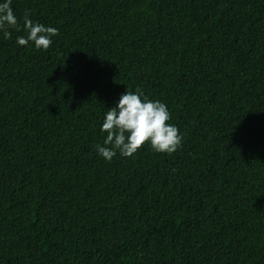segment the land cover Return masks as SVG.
<instances>
[{
  "label": "trees",
  "instance_id": "obj_1",
  "mask_svg": "<svg viewBox=\"0 0 264 264\" xmlns=\"http://www.w3.org/2000/svg\"><path fill=\"white\" fill-rule=\"evenodd\" d=\"M5 0H0V3ZM0 32V264H264V0H12ZM54 27L47 50L23 17ZM143 90L182 135L109 162Z\"/></svg>",
  "mask_w": 264,
  "mask_h": 264
},
{
  "label": "clouds",
  "instance_id": "obj_2",
  "mask_svg": "<svg viewBox=\"0 0 264 264\" xmlns=\"http://www.w3.org/2000/svg\"><path fill=\"white\" fill-rule=\"evenodd\" d=\"M11 3L12 0L0 3V32L4 39L11 38L10 29L21 30ZM23 31L27 35L18 36L17 45L27 46L32 42L38 50L49 49L52 38L59 35L57 28L34 23L28 11L23 17ZM170 119L167 106L159 100L149 99L142 89L125 91L115 107L108 108L104 115L100 130L106 133V138L103 146H95L97 153L110 162L117 152L121 157H132L149 144L152 151L171 155L181 146L183 138L179 129L168 123Z\"/></svg>",
  "mask_w": 264,
  "mask_h": 264
}]
</instances>
